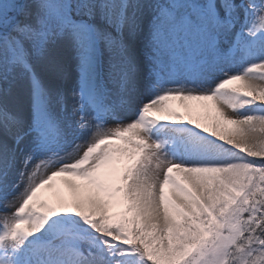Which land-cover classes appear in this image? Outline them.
Wrapping results in <instances>:
<instances>
[{"label": "snow or ice", "instance_id": "1", "mask_svg": "<svg viewBox=\"0 0 264 264\" xmlns=\"http://www.w3.org/2000/svg\"><path fill=\"white\" fill-rule=\"evenodd\" d=\"M0 264H264V0H0Z\"/></svg>", "mask_w": 264, "mask_h": 264}, {"label": "rangeland", "instance_id": "2", "mask_svg": "<svg viewBox=\"0 0 264 264\" xmlns=\"http://www.w3.org/2000/svg\"><path fill=\"white\" fill-rule=\"evenodd\" d=\"M176 111L180 113V115L183 117L184 121H187L188 119H193L198 122H200L203 125L210 126L212 123V120L214 117H216V113L213 108L210 109L205 107L197 106L195 103H188V106L191 108H188V106H182V104L179 102V100H172L168 102ZM211 101H207V105H210ZM153 115H156L158 118L163 120H168L169 118L164 113H153ZM218 118V117H217ZM180 121H177L179 123ZM231 127V126H229Z\"/></svg>", "mask_w": 264, "mask_h": 264}, {"label": "bare ground", "instance_id": "3", "mask_svg": "<svg viewBox=\"0 0 264 264\" xmlns=\"http://www.w3.org/2000/svg\"><path fill=\"white\" fill-rule=\"evenodd\" d=\"M181 104H182V106H188V103L190 102V103H195L197 106H199L200 107V105L201 106H203V107H205L204 105L206 104V108H209L210 106H211V104H212V102H211V104L210 105H207V101H198V100H189V101H179ZM188 108H191V104H190V107L188 106ZM212 107H210V109H211ZM62 180H63V178H60V177H57L55 180H54V185H55V187L54 188H52V189H48L47 191H46V196L50 199V200H55L56 199V192H57V190H59V192L62 194V195H65V196H67V195H69L70 194V189L65 185V184H63L62 183ZM77 183H79V181H77Z\"/></svg>", "mask_w": 264, "mask_h": 264}]
</instances>
